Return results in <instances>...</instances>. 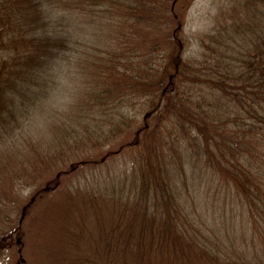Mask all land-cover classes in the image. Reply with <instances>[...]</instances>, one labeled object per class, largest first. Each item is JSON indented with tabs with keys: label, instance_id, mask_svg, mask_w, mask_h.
<instances>
[{
	"label": "trees",
	"instance_id": "16d2710c",
	"mask_svg": "<svg viewBox=\"0 0 264 264\" xmlns=\"http://www.w3.org/2000/svg\"><path fill=\"white\" fill-rule=\"evenodd\" d=\"M127 1L0 0V256L33 223L10 218L19 189L84 149L103 153L75 164L87 175L57 194L74 171L58 170L25 201L51 192L34 227L47 216L54 242L37 264H264V0H214L194 55V0ZM73 68L89 74L82 105L30 134Z\"/></svg>",
	"mask_w": 264,
	"mask_h": 264
},
{
	"label": "rangeland",
	"instance_id": "374dc122",
	"mask_svg": "<svg viewBox=\"0 0 264 264\" xmlns=\"http://www.w3.org/2000/svg\"><path fill=\"white\" fill-rule=\"evenodd\" d=\"M130 1V0H128ZM127 1V2H128ZM218 2H221V0H216ZM114 4L115 2L112 1ZM125 2V12L126 13H131V8L133 6L132 2L130 1L129 3ZM116 8V5H115ZM188 11L186 12L187 16L186 17V26L187 30L189 32H193L190 35H186V52L188 51V54L194 55L195 50H197V46L194 43L197 41V37L199 34L204 33L205 31L209 32V30L214 26L215 23V15L217 13L215 12V3L214 0H194V2L190 5ZM126 29H129V24H127ZM93 33L95 36L99 35L101 32L99 30H93ZM159 36H162L163 34L158 32ZM78 38L85 37V34H79L77 35ZM80 40V39H79ZM78 41V40H77ZM81 41V40H80ZM82 42V41H81ZM83 44L85 42H82ZM141 43V53L144 54L147 52V45L146 43L143 42L142 39H140ZM91 48L88 47V45H83V46H78V50L76 54L79 56V58H84L82 54V50H87L89 52ZM133 49V48H132ZM125 50L128 52V47L125 46ZM139 50V51H140ZM137 51V52H139ZM197 56V53L196 55ZM129 69V68H128ZM84 70H79L76 68H73L70 70V73L68 74V77L66 78L65 81H62V85L59 88H56L53 91L52 98L50 99V103L52 104L53 112L54 114L51 116H45V115H40L38 114L36 117V122L30 126L29 133H35L36 131H41L42 130V124L40 123L42 119L44 118L45 120L49 121L52 120L53 118H58L59 116V121L61 122L62 119H65L61 115L62 111H66L67 113H74V109L76 106H81L83 103V96H80L81 93L83 92L84 88L87 85V79L89 74L87 72H83ZM130 73L133 72L132 68L129 69ZM156 70H151L149 67L146 69V72H141V79L144 80L146 83L149 82L151 79H153L156 76ZM131 74H126L125 79H129ZM121 77H124V72L121 74ZM152 86L153 88L156 89V81H152ZM80 90V94L76 95L75 92L78 93ZM165 92V91H164ZM163 92V93H164ZM43 117V118H42ZM35 124H39V126H36ZM8 152H16L12 148H7L6 149ZM85 151L84 149L81 150V152H78L74 154L73 156H70L66 158L60 166L54 165L53 169L46 168L43 170L41 176L39 179H37L35 185L27 188H23L26 185L22 186L23 189H19V196L16 199V205L12 207L13 212H10V218H13L14 220L19 221L20 215L23 210H26L24 218L21 221V228L23 227L22 225L25 224L26 220L29 217L34 216L32 218V225L25 226V230L27 231V234L22 242V249L19 248L16 245L15 239L10 242V246L5 249L0 256V264H37L39 263V255H38V260H37V254L41 253V258L45 259L46 256L45 254H49V250L51 249V245L54 242L53 236H50V228L52 227L51 225V219H47V216H45L44 219L38 221L37 228L34 227L35 223V218L39 215L40 212L43 211V209H46V211L50 208L51 202H52V196L51 192H42V197L34 200L32 204L27 208L24 209V204L25 201L29 200L31 196L35 195L36 191H39L40 188L44 187L46 184H52L53 182H50L49 180L51 179L50 176H52V173L55 172V174L58 172V170H66L65 172L69 171L70 168H73V172L70 174H63V176L60 179V184L58 185V193L62 194L64 188H69L71 185H74L78 180H77V175L83 174L87 175L89 170H83L86 171L87 173H84L83 171L78 172L77 165L80 163L83 158H86L89 160H94L96 158H100L102 152L98 153V150H95L94 152ZM21 159H24L23 156H21ZM110 159V157H109ZM106 165L101 164L97 169L96 173H105L103 170V167L109 166V170H113L117 167L118 164L122 165L123 160H107ZM73 165H75L73 167ZM81 166V165H80ZM115 166V167H113ZM117 169V168H116ZM112 171V172H113ZM64 172V173H65ZM54 175V174H53ZM26 178L28 180L31 178V175H26ZM18 189L16 191H18ZM3 215L1 214V218ZM236 219H238L237 216L234 215ZM31 219V218H29ZM73 221L76 222L77 224L82 221L83 222V229L90 231L88 228L86 219L80 216L79 214H73ZM54 222V221H52ZM43 224L40 226V224ZM231 221H228V224H230ZM8 224V223H7ZM41 230V231H38ZM43 234L42 236L45 237V240L47 241L46 243H39L37 241L38 237L40 236V233ZM228 236L231 238L232 235L228 233ZM21 245V244H20ZM67 247V246H66ZM19 248V249H18ZM62 251H64L66 254H68L67 248H61ZM1 260H3L1 262Z\"/></svg>",
	"mask_w": 264,
	"mask_h": 264
}]
</instances>
